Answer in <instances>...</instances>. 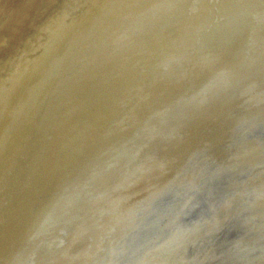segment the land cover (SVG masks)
<instances>
[{
  "label": "rangeland",
  "instance_id": "obj_1",
  "mask_svg": "<svg viewBox=\"0 0 264 264\" xmlns=\"http://www.w3.org/2000/svg\"><path fill=\"white\" fill-rule=\"evenodd\" d=\"M95 1L3 0L4 10L10 13L14 6L21 22L26 23L23 32L33 36L32 52L36 55L29 64H38L51 56L40 87L46 82L56 83L46 87L47 91L52 89L51 93L45 92V98L42 88L21 106L13 105L0 116V120L7 114L16 116L20 127L7 155L0 151L1 169H5L7 162L9 165L7 172L0 171V216L15 203L14 185L22 182L23 193H30L36 176L42 177L47 157L53 155L50 152L63 141L65 148L63 146L61 156L63 154L66 169L70 170L66 175L58 174L65 179L63 182L69 180L71 170L81 158L92 161L84 160L87 164L93 163L94 179L117 174L116 182L111 186L109 183L96 186L94 180L93 188L78 192L68 184L57 198L50 196L52 190L51 193H32L35 199L26 205L30 214L26 215L22 235L34 247L33 264H57L59 250L62 253L58 264H89L100 254H108L114 238L121 235L125 241L142 230L160 225L171 228L167 235L144 245L138 264H156L160 257L165 258L162 264H264V136L246 132L254 125L264 129V0H182V13L189 19L179 23L180 31L172 27V23L155 31L154 20L143 27L145 19L152 15V9L145 8L146 1L116 0L104 11L102 7L110 0H104L98 8ZM63 2L67 3L60 6ZM97 13L96 20H89ZM49 16L52 17L49 19ZM115 18L123 23L120 29L116 27L119 21ZM103 28H106V38L102 52L120 56L126 50L120 40H125L132 46L129 49L132 54L137 55V68L146 81V92L140 94V89H133L135 95L127 100L130 89L121 79L122 92L127 91L122 104L118 97L106 96L105 93H111L107 89L101 94V100L95 102V98H89L88 92L96 81L91 73L106 63L101 61L107 58L106 54L84 69L75 71V67L72 71L70 68L69 74L59 68L71 58L70 52L75 51L79 41L88 40V36ZM143 39L148 40L146 44H142ZM69 44H73V50ZM114 49L117 53L109 54ZM4 75L7 73L0 75V83ZM175 82L188 83L204 98L224 91L228 95L225 99L233 96L232 102L226 109L220 101L207 108V113L204 109L191 111L190 125L176 126L172 131L177 129L176 138L171 132V139H163L165 145L160 150L163 149L164 154L153 146L157 154L154 157V153L146 154L145 136L135 127L152 116L153 88L161 89L163 85L175 88L172 85ZM259 83L261 85L257 86ZM132 85L137 88L138 82ZM111 87L113 91L114 85ZM251 89L253 94L241 99L240 96ZM166 94L163 101L172 99L175 93L167 92L163 96ZM54 95L53 103L32 122V117ZM219 95L216 96L219 98ZM116 103L123 111L109 112ZM237 119L244 125L235 131ZM177 137L185 139L184 143L177 141ZM220 166L223 168L219 172L227 180V192L213 206L208 218L194 224L184 235L178 233L172 220L174 209L184 204L193 187ZM44 212L46 217L41 220ZM67 227L68 235L62 241ZM238 229L240 234L227 243L215 237L217 230ZM11 231V227L5 228L2 235ZM188 241L193 244L192 253L183 248L182 242ZM224 246L227 247L221 249ZM23 249L21 242L12 254L17 253L15 262L7 264H22L19 251Z\"/></svg>",
  "mask_w": 264,
  "mask_h": 264
},
{
  "label": "bare ground",
  "instance_id": "obj_2",
  "mask_svg": "<svg viewBox=\"0 0 264 264\" xmlns=\"http://www.w3.org/2000/svg\"><path fill=\"white\" fill-rule=\"evenodd\" d=\"M68 1L70 0H67V2ZM115 1L116 0L108 1L106 5L102 7L101 11H104L108 9L109 7H111ZM143 1H146L148 3L145 8L152 9L151 10L152 15H150V17L145 19V21L143 22L144 25L142 24L143 27L151 23V21L154 20V25L152 28L155 31L158 30L157 29L158 27L166 26L169 23H172V27H176L180 31L181 27H179V23H184V21L187 19V17L184 16V14L182 13L181 4H180L182 0H143ZM67 2H63L60 6H63V4H66ZM102 2H104V0H96L94 4L95 7L96 8L100 7ZM4 4H3V0H0V75L7 73L6 76L5 75L2 76L4 81L0 83V116L3 113H6V110L13 105L16 107L21 106V104H23L25 100L36 95L37 92L42 88H43L42 89L43 98H45L46 97L45 92L49 89V88L47 89L46 87L49 84H50L49 87H51L52 86L51 84L56 83V81L53 83L50 82L49 84L48 82H46L44 87L43 86L40 87L41 80L43 79V76L45 75L44 68H46V66L48 65V61L50 60L51 56L43 60H40L38 64H34V65H32V63L31 65L29 64V61L32 59V57L36 55L35 54L36 52H32L34 48V45H33L34 42L32 40L33 36L29 34L26 35V33L23 32V27L26 25V23L21 22V18L20 16L18 17L15 11V7L13 6L12 10L9 13L8 11L6 12L4 10L5 9ZM156 4L160 6H156ZM95 7L94 9H96ZM142 7L144 6L142 5ZM136 8L139 9L138 4L136 5ZM132 11H135V10L132 9ZM99 13L95 14L93 18H90L89 20H94V19L96 20L98 18ZM129 13L127 14L125 13V14L128 15ZM186 15L188 16V14ZM51 17L52 16H49V19ZM116 21L117 22L119 21L116 27L120 29L123 23L118 18L116 19ZM155 31L153 34H155ZM142 35L143 33L140 34V36ZM87 38L88 40L84 41L85 43L82 41H79L81 43L78 44L77 42L78 46L76 47V49L74 48L75 51L72 48L73 44H69L71 45V48L73 51L70 52L71 58L67 57L68 59H66L67 60L66 62L68 61L70 62L68 63L64 62L62 64V62L59 61V63L62 64V65L59 64L61 65L59 68L60 70H62L63 73L66 72L67 74H69L73 71V68L75 67H76L74 69L75 71H78L81 68L84 69L85 68L84 66L88 65L89 63L93 64L95 61L101 58L104 54H106V52L105 53L102 52V49L104 50L103 43L106 38V28H103L101 31L93 33L91 36H88ZM147 41L148 40L143 39L141 42L142 44H146ZM122 42H124V45L126 46V50L122 54H120V56L118 57H116L115 55L109 56L108 54H106L107 58L105 60H101L106 63L94 69L91 73V77L95 78L96 81L94 85L92 86L90 92L88 93L91 94L89 97L90 99L95 98V102L101 100L100 99L101 94L105 93V89H107L111 93H105L106 96L108 95L116 96L119 99H121V102L119 103L122 104V98L127 94V91L125 90L124 92H122V87L120 85L121 79H124L126 82L123 85L127 86L130 89L129 91L130 94L126 98L127 100H130L131 97L135 95L134 94L135 92L133 93V89L135 90L140 89V94L146 92V89H145L146 81H144L143 79L142 71L139 68H137V65H136L137 55L136 54L133 55L132 52L129 50L132 47L131 45H129L125 40L123 41V39L120 40V44ZM85 44H87V46ZM117 46L118 45H116L115 48H117ZM69 48L68 50H70ZM62 52L60 51V53ZM68 52H66L67 56H68ZM116 53L117 51L114 49V50H111L109 54H116ZM61 57L63 56L61 55ZM70 68L72 69V71ZM56 69H58L57 66H56ZM13 72H16V73L18 72L17 74H14L15 77L14 76L11 77L10 75V73H13ZM56 72L58 73L61 71L57 70ZM63 73L61 74L64 75ZM17 77H18L17 81L13 84V82L15 81ZM54 77L51 76V79L53 78L54 80ZM57 79H60V77H58ZM6 80L8 82L6 85L3 86V83ZM136 81L138 82L137 88L133 87L132 85L136 83ZM91 83L92 82L90 81L89 85ZM112 85H114L115 88H113L114 89L113 91H110L109 87H111ZM172 85L175 88H166L167 85H163L161 89L153 88V100L151 101V103H153V107L150 108L152 111L151 112L152 116L151 118L150 117H146L145 119L143 118L144 119V121L142 122L143 124L139 121L141 126L135 127L140 135H142L141 132H143L145 136V140L147 142V146L145 147V152L148 155H153V153L155 155L153 146L158 147L159 149L158 145L162 143L163 139L168 138L167 140H169L170 138L169 135H172L171 132L175 130L176 126L182 125L183 123L187 121V118L189 114H191L190 112L193 106H197L199 102L205 104V106H208L207 103L210 100L209 98L219 95V94H211L212 96L209 95L208 97L204 98L201 93L195 92L192 86L186 82H183V83L175 82ZM54 88L56 87H53V89ZM167 92L175 93L172 98L174 99L173 102H170L172 100L171 97L163 101V97L167 96V94L164 96L163 94ZM223 93H226V92L223 91L221 94ZM56 96L55 95L54 97L52 96L47 101V104L40 110V112L36 113L35 116L32 117V120H33L32 122H35L38 118L42 116V114L45 112L48 106H50L53 103L54 98ZM176 101H180V103H175ZM157 102L159 103V105L155 106ZM143 103L144 102L142 101V105L145 106ZM188 106H192L191 109H189L190 107ZM116 109L119 110L120 112L123 111V109H121L118 103H116V105L108 111L115 112ZM184 109L186 110L184 111L183 114H177L178 112H181ZM204 111L206 112V109H204ZM193 114H195V112L192 113V115ZM23 120H24V116H23ZM30 122H31V119H30ZM178 122H180L181 124ZM196 124L198 123L196 122L195 125ZM188 125L190 124L187 123V127ZM191 126L192 128L194 127L193 125ZM19 130H20L19 119L16 116L7 114L4 119L0 120V151L2 150L1 153H6L9 150L8 148L10 147V145H12L11 143L15 141L18 135L17 131ZM184 130H185V127H184ZM185 131L187 132V130ZM175 132H172L174 135L173 138L175 137V134H176ZM179 134L181 135L182 133L179 132ZM179 134L177 135L181 139L182 136H180ZM179 137H177V141H182L178 139ZM184 141L182 142L184 143ZM187 141H186V144H187ZM64 145L65 143H63V141L59 142L56 148L54 149V151L50 152L53 155H49L47 157L48 161H45L47 163L45 165L44 172H41L42 177L40 178L36 176L37 181L36 183H34L33 187L30 188V191H31L30 193H27V192L23 193V191L25 190V187L22 186L23 184L22 182H18L20 185L18 183L17 185H14V188L17 194L15 195V200H14L15 203H13V206L10 209H5L7 211L6 214L0 216V264H7V263L14 261V259L17 257V253L15 255H12V254L14 253L15 250H17L21 242H22V245H24V249L22 251L21 250L19 251V254L22 260L21 263L22 264H33L34 262V258L32 255V252L35 251L34 247L31 244H29L28 238L22 235V230L24 226L26 225L25 224L26 215L28 216V214H30L28 207H26V205L30 201H31L30 203H32L35 199L32 196V193H35V191H40V192L47 191L51 193V190H52V193L50 194V196H54L57 198L58 196L60 197L63 190L68 186V184H70L71 187H74L75 191L78 192L81 190L87 191L88 190L87 187L93 188L94 186L92 183L94 180L97 181L96 186L98 185L103 186L107 183H109V185L111 186L112 182L115 181L114 178L117 177V174L113 175L114 177H109V175H105V176H102L98 180L94 179L92 176L96 169L93 163L87 164L86 162H84V160L88 161L90 159L81 158L77 162L76 166L71 170V175H70L69 180L63 182L65 179L60 178L58 174L66 175L70 171L66 169V159L63 157V154L61 156ZM167 146H169V144L166 145L165 147ZM159 151L163 152V149L161 150L159 149ZM7 153L5 155H7ZM90 162L92 161L90 160ZM4 167L5 169L3 170L0 167V171L5 173L9 169L8 162L4 165ZM21 181L23 180L21 179ZM114 185L112 188H114ZM59 188L61 190H59ZM69 189L71 190L72 188L69 187ZM60 212L62 214L64 213L62 209ZM45 217H46V214L44 212L41 214L40 219L43 220ZM8 227H11L12 231L6 236L2 235V230ZM30 259H32V261L28 263Z\"/></svg>",
  "mask_w": 264,
  "mask_h": 264
},
{
  "label": "water",
  "instance_id": "obj_3",
  "mask_svg": "<svg viewBox=\"0 0 264 264\" xmlns=\"http://www.w3.org/2000/svg\"><path fill=\"white\" fill-rule=\"evenodd\" d=\"M260 85L261 83L257 84V86H260ZM253 89H251V91H249L248 94L244 96H240L241 99L248 98L251 94H253L252 93L254 91ZM225 96H228V95L223 93L219 95V98L217 96L211 97L209 101H212V102L211 103L208 102L209 103L208 106H205V104L199 102L197 106H193V107L188 106V107H190L189 109H191L192 107L191 111L193 112L199 109L201 110L207 109L212 104L222 101V105L224 106V109H226V107H228L231 104L232 101H230V99L233 98V96L229 95L227 99H225ZM215 97H217L218 100H216ZM189 118H190V114L187 118V121L183 123L182 125L187 124L189 121ZM240 120L241 119L236 120V123H235L236 128H234L235 131L239 130L238 128L244 125V123H242V125H240L241 123H238V122H241ZM226 126L227 125H225V127ZM246 132L254 136H264V129H262L260 125H254L251 130L249 131L247 130ZM231 140L233 141L232 138ZM163 145L164 143H161L159 146V149ZM156 155H153V156L155 157ZM221 168H223V166H220L217 169H215L216 171L208 174L199 185H197L196 187H193V189L189 193V196L185 200V203L174 209L175 210L174 212L176 213L172 217V220H175V223H176L175 227L178 233L184 235L187 232V230L190 229V227H192L194 224H198L202 220L208 218L212 214L213 206L216 203H218L223 198L225 193L227 192V180L223 176H221L219 172ZM210 183H212V185H210ZM93 193L91 194L90 197H92ZM68 228L69 227L63 230V232L65 231V235L63 236L62 241L65 238V236L68 235V232H67ZM170 228L171 226L160 225L157 227H153V229L142 230L139 233H137L135 236L128 237L125 241L123 240V236L120 235L119 237L114 238V240L109 244L107 255L101 256L100 254L98 258H96L89 264H138L140 252H141V249L144 247V245H146L152 239L154 243L157 239L167 235ZM239 229L236 231H225V230L218 231L217 230L215 232L216 233L215 237L218 238L219 241H223L227 243L230 240H232L234 237L240 234ZM182 245H183V248L188 253L193 252L194 247H193V244H191V242L189 241L185 243L182 242ZM226 247L227 246L221 247V249L226 248ZM221 251L220 253H222ZM61 253L62 251L59 250L57 264L59 262ZM37 256H38V253L35 254V257ZM164 261H165V258L160 257L156 264H162Z\"/></svg>",
  "mask_w": 264,
  "mask_h": 264
}]
</instances>
